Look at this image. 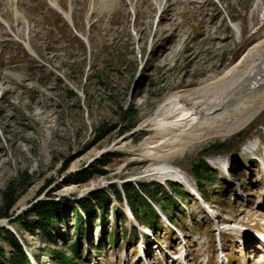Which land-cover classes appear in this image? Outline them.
Instances as JSON below:
<instances>
[{"label": "rangeland", "instance_id": "rangeland-1", "mask_svg": "<svg viewBox=\"0 0 264 264\" xmlns=\"http://www.w3.org/2000/svg\"><path fill=\"white\" fill-rule=\"evenodd\" d=\"M62 1L66 11L72 6L75 27L48 0H0V18L10 24L8 29L0 22V249L6 257L11 248L2 229L14 234L32 264H65L60 254L71 264H182L184 255L190 264H222L220 245L234 264L264 261L250 234L264 221V181L256 160L264 161V111L239 133L167 162L189 188L144 177L162 163L138 148L154 132L137 131L171 93L223 73L264 38V0ZM16 7L25 20L14 18ZM255 140L258 149L246 151ZM124 142L137 150H107ZM107 154L115 157L104 174L93 172ZM141 184L152 186L165 207L148 197L152 208L162 216L169 211L176 222L170 227L161 221L160 245L150 231L143 256L140 235L151 227L143 212L136 219L114 194ZM10 189L16 201L5 217ZM96 192L111 201L102 217L84 216L83 235L73 208L52 226L54 239L30 214L45 202L77 206ZM117 209L126 214L124 224L114 218Z\"/></svg>", "mask_w": 264, "mask_h": 264}, {"label": "bare ground", "instance_id": "bare-ground-1", "mask_svg": "<svg viewBox=\"0 0 264 264\" xmlns=\"http://www.w3.org/2000/svg\"><path fill=\"white\" fill-rule=\"evenodd\" d=\"M15 1L17 5L21 2ZM48 1L53 9L75 27L71 5L70 11H66L62 0ZM17 8L14 18L25 20L27 14ZM0 22L10 29L9 22L1 18ZM236 27L240 31V27ZM26 47L31 55L36 56L30 42H26ZM263 111L264 38L223 73L209 76L191 89H180L171 93L141 122L137 131L154 132V136L146 139L138 148L143 151V156L162 163L149 167L144 171V177L176 181L189 188L187 178L167 162L182 157L198 144L214 139L225 140L239 133ZM126 143H117L107 150H137V147H128ZM258 145L259 141H251L246 146V151L255 152ZM221 162L217 160V163ZM195 198L204 203L201 196Z\"/></svg>", "mask_w": 264, "mask_h": 264}, {"label": "trees", "instance_id": "trees-1", "mask_svg": "<svg viewBox=\"0 0 264 264\" xmlns=\"http://www.w3.org/2000/svg\"><path fill=\"white\" fill-rule=\"evenodd\" d=\"M103 136V134L101 135ZM100 137V136H99ZM99 139V138H98ZM100 140V139H99ZM115 157L113 154H107L103 157L102 160L98 161L97 164L100 166L98 168H95L93 172L104 174L103 170L106 168L112 159ZM68 166V163L64 166L66 168ZM88 173L80 175V176H87ZM87 178V177H86ZM124 194L119 190L114 189V194L116 201L119 204H123L124 200L127 202V205L129 209L134 213L136 219H141L139 213H144L145 220L147 219V225H149L155 235L158 236V232L161 230V219L160 215L152 208L150 203L146 198L154 199L155 202L158 204H161V199L159 196V193H154L152 186H146L144 184H141L140 186L134 187L133 185H125L123 187ZM163 194H165L166 198L170 200L169 204L170 207H176L177 203L172 200V197L167 195L165 193V190L163 189L161 191ZM185 196L189 197L187 193H185ZM16 194L15 192L10 189L8 193H6L5 201L7 203L6 211L4 213L5 217H10V210L15 205ZM111 199L108 197V194L105 192H96L91 194L90 200L86 202H80L77 206L71 204L69 201H65L64 203H56V202H45L40 203L36 207H34L33 211H31L30 214L35 215L39 221H40V227L42 230H44L47 234V236L50 239H54L52 235L50 234L52 226L57 223V221L64 217V214H66L70 209L73 208L76 213V222H77V229L78 234L83 235L86 232L85 227V220L84 216L92 218L95 215V212H98V216H101V213L105 211L106 207H108ZM96 208L97 211L94 209ZM161 208L165 209V207L161 204ZM83 215H81V212ZM163 213L166 215L168 220L175 225L176 222L172 218V214L169 213V211L166 212V210H163ZM114 218L116 219V222L121 219L122 223L124 224L126 221V214L119 209L116 210L114 214ZM95 220V219H94ZM27 228L29 230L33 231V227L30 225H27ZM134 229V227L132 228ZM3 235L5 237V242L9 245L11 248L10 251V259L6 257V253L4 250L0 249V264H32L28 255L26 254L25 250L20 245L17 238L9 232L8 230H3ZM139 235H137L136 239L138 240ZM114 241V245H119V236L116 234L113 235L112 238ZM77 245H74V251L78 253ZM58 260L65 264H71L68 258H65L64 255L60 254Z\"/></svg>", "mask_w": 264, "mask_h": 264}]
</instances>
